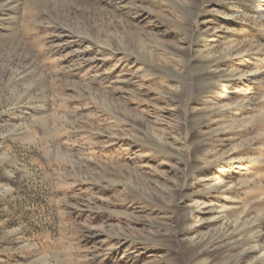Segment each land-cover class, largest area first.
Here are the masks:
<instances>
[{
  "label": "rangeland",
  "instance_id": "374dc122",
  "mask_svg": "<svg viewBox=\"0 0 264 264\" xmlns=\"http://www.w3.org/2000/svg\"><path fill=\"white\" fill-rule=\"evenodd\" d=\"M21 4L0 264H264V0Z\"/></svg>",
  "mask_w": 264,
  "mask_h": 264
},
{
  "label": "bare ground",
  "instance_id": "6f19581e",
  "mask_svg": "<svg viewBox=\"0 0 264 264\" xmlns=\"http://www.w3.org/2000/svg\"><path fill=\"white\" fill-rule=\"evenodd\" d=\"M24 0H0V3L2 4V6H4L5 7V9H9V8H15V11L13 12V13H11V14H7V17H8V19L7 20H9V22L11 23L12 21L13 22H17L18 21V18H19V15L18 14H16V9L17 8H19L20 7V5H23V4H21L22 2H23ZM27 1V0H26ZM27 3V2H26ZM28 5V4H27ZM4 7H3V10L4 11H7V10H5L4 9ZM2 12V11H1ZM5 13V12H4ZM1 14V13H0ZM3 14V13H2ZM6 14V13H5ZM3 17H4V15H3ZM6 18V17H5ZM3 20H5V19H3ZM18 23V22H17ZM200 128V127H199ZM166 150V149H165ZM191 179V178H190ZM185 218V217H184ZM187 227V226H186ZM243 227V226H242Z\"/></svg>",
  "mask_w": 264,
  "mask_h": 264
}]
</instances>
